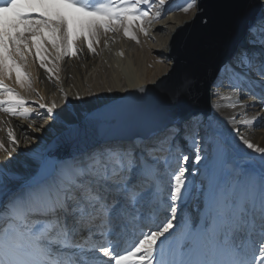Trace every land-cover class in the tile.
Masks as SVG:
<instances>
[{"label":"snow or ice","instance_id":"obj_1","mask_svg":"<svg viewBox=\"0 0 264 264\" xmlns=\"http://www.w3.org/2000/svg\"><path fill=\"white\" fill-rule=\"evenodd\" d=\"M141 5L152 7L149 0H0V112L43 119L5 83L15 74L31 89L20 62L34 49L51 74L45 42L56 61L81 55V41L96 54L109 32L139 43L133 28L148 35L161 18ZM219 7L222 18L199 0L182 9L217 25L211 66L177 72L176 60L173 74L144 91L131 117L113 119L110 132L54 124L49 132L66 155L33 159L26 175L12 167L24 153L0 164V264H264V147L239 127L251 123L246 109L264 112V0ZM225 106L239 109L226 118L228 129ZM37 107L56 118L55 103ZM252 120L264 127L259 114ZM7 138L12 149L0 142V150L12 157L17 137L9 129ZM233 141L251 151L237 154ZM186 147L195 153L191 169Z\"/></svg>","mask_w":264,"mask_h":264},{"label":"bare ground","instance_id":"obj_2","mask_svg":"<svg viewBox=\"0 0 264 264\" xmlns=\"http://www.w3.org/2000/svg\"><path fill=\"white\" fill-rule=\"evenodd\" d=\"M149 2L152 4L151 8H148L147 5H141V7L148 10L150 16L153 17L155 11L160 10L161 18L154 20L148 29V35L139 31L138 26L133 28L139 43L125 37L122 30L114 33L109 32L106 35H101L100 42L94 45L96 54L90 53L81 41L78 42L79 47L83 49L81 55L72 58L65 57L56 61L55 49L50 43L45 42L43 47L47 51L43 55L46 56L45 63L49 67H53L51 74L41 67L39 59L34 55V49L33 54L28 56L27 63L20 62L23 70L30 74L31 89L21 87L15 74L10 79H6L5 83L16 89L29 102V106L36 108L34 116H42L43 119L11 117L0 112V142L9 150L12 149V144L7 138L9 129L14 132L18 141V147L12 157H8L4 151L0 150V164L15 161L20 153H24L25 155L21 156L12 167L20 173L28 174L35 168L32 163L33 159L40 161L41 156L45 158L46 150L43 154L44 148L49 140L56 135V132H49L54 124L58 125L56 131H60L59 125L64 121L70 124L76 120L80 121L97 109L92 110L90 104H94V107L108 101L110 102L104 105L110 104L139 88L156 83L169 71L172 63L169 58V43L172 35L180 26L194 17L196 10H190L188 13L182 10L190 0H163L162 4L160 0H149ZM52 103L57 105L53 113L55 119L48 118L44 115V110L37 107L38 104L51 106ZM220 103L227 105L229 101L225 100ZM249 103L251 102L249 101ZM83 107H86L85 112L82 111ZM234 112H239V109L229 106L220 109V119L224 122L226 129L229 128L226 118L231 117ZM246 112L251 123L239 125L240 130L257 146L264 147V127L256 126L259 121L252 120V117L257 114L264 117V112H261L259 107L248 108ZM57 113L61 115L57 116ZM72 117L73 119L70 121ZM45 119L47 123L44 122ZM234 142L242 146L238 142ZM234 147L237 151L238 146L234 145ZM244 151L251 150L242 147V152ZM185 152L189 155L188 167L191 169L194 167L192 158L195 153L187 147ZM197 211L195 203L188 209L192 216H195ZM259 259L260 257L257 255V261Z\"/></svg>","mask_w":264,"mask_h":264},{"label":"water","instance_id":"obj_3","mask_svg":"<svg viewBox=\"0 0 264 264\" xmlns=\"http://www.w3.org/2000/svg\"><path fill=\"white\" fill-rule=\"evenodd\" d=\"M199 3L204 6L207 12L215 13L219 18L223 17V10L219 7L222 0H199ZM216 41L217 25H202L196 11L194 17L180 26L172 35L169 43V58L172 63L166 74L156 83L146 85L119 100L93 110L84 119L73 125L85 127L89 135H91L93 127L97 128L101 134L112 131L111 121L131 117L142 103L140 97L144 95V91L155 88V85L161 80L173 74L176 60L180 61V66L176 69L177 72L193 65H199L201 68L211 66L214 63ZM49 155L61 157L66 155V149L58 145L57 137L47 146L45 157Z\"/></svg>","mask_w":264,"mask_h":264},{"label":"rangeland","instance_id":"obj_4","mask_svg":"<svg viewBox=\"0 0 264 264\" xmlns=\"http://www.w3.org/2000/svg\"><path fill=\"white\" fill-rule=\"evenodd\" d=\"M146 10V9H145ZM167 51H168V49H167ZM165 60H166V62H168V59L165 57ZM167 65H168V63H167ZM169 67V66H168ZM170 69V68H169ZM121 97V96H120ZM108 102H110V101H108ZM108 102H106V103H108ZM106 103H102L101 105H99L98 107H101V106H103L104 104H106ZM83 106H85V105H83ZM90 107H92V110L93 109H95V108H98L97 106H95L94 107V104H90L89 105ZM86 107H83L82 108V111L83 112H85L86 111V109H85ZM89 112V111H88ZM87 113V112H86ZM84 115H85V113H84ZM84 117V116H83ZM73 119V117L70 119V121ZM81 120V119H80ZM79 120H76V121H73L72 123H75V122H78ZM65 122H67V121H64L63 123H61V125L62 124H64ZM71 123V124H72ZM60 131H62V129L60 130ZM56 137V135H54L50 140H49V142L47 143V144H49L54 138ZM47 144H46V146H45V148H44V151H43V154H44V152H45V150H46V147H47ZM235 146H238V148H237V154H240V153H242V147L243 146H239L238 144H236L235 142L233 143ZM41 159H42V156H41Z\"/></svg>","mask_w":264,"mask_h":264}]
</instances>
